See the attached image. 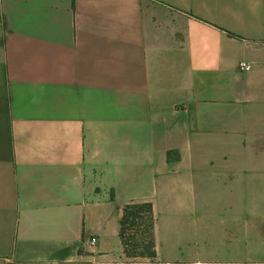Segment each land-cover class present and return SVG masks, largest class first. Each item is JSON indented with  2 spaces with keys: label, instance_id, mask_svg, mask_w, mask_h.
<instances>
[{
  "label": "crops",
  "instance_id": "0c3cea01",
  "mask_svg": "<svg viewBox=\"0 0 264 264\" xmlns=\"http://www.w3.org/2000/svg\"><path fill=\"white\" fill-rule=\"evenodd\" d=\"M262 259L264 0H0V264Z\"/></svg>",
  "mask_w": 264,
  "mask_h": 264
},
{
  "label": "trees",
  "instance_id": "16d2710c",
  "mask_svg": "<svg viewBox=\"0 0 264 264\" xmlns=\"http://www.w3.org/2000/svg\"><path fill=\"white\" fill-rule=\"evenodd\" d=\"M145 214V218L144 215ZM142 216L144 222V226L142 227L143 236H140L142 239V245L145 247L143 250H134V242L131 241V239H134L135 231L131 228V226L135 222L138 221V218ZM137 220V221H136ZM151 211H150V204L146 201H140V202H126L122 205L121 208V214L119 216V235L120 238L124 244L126 252L130 254L137 253H147L152 254L151 249V238H150V230H151ZM137 243V242H136ZM137 245V244H136Z\"/></svg>",
  "mask_w": 264,
  "mask_h": 264
},
{
  "label": "rangeland",
  "instance_id": "374dc122",
  "mask_svg": "<svg viewBox=\"0 0 264 264\" xmlns=\"http://www.w3.org/2000/svg\"><path fill=\"white\" fill-rule=\"evenodd\" d=\"M143 215H144V218H145V214L143 213ZM137 221V220H136ZM138 221H140V222H135L132 226H131V228L132 229H134V231L136 232L135 233V235H134V239H131V241L132 242H134V245L133 246H135L134 247V250L135 251H138V250H143L144 251V249H145V247H143V245L141 244L143 241H142V239H140L141 237L140 236H143V232H142V227L144 226V220H143V217L142 216H140L139 218H138ZM137 242V243H136ZM137 244V245H136ZM144 254H146L147 255V253H144ZM143 253H137V255H140V256H142V255H144ZM142 264V263H141Z\"/></svg>",
  "mask_w": 264,
  "mask_h": 264
},
{
  "label": "built area",
  "instance_id": "2783aa9c",
  "mask_svg": "<svg viewBox=\"0 0 264 264\" xmlns=\"http://www.w3.org/2000/svg\"><path fill=\"white\" fill-rule=\"evenodd\" d=\"M237 65L239 68H248L249 67V62L247 60L244 59H239L237 62ZM96 239V235L95 234H89L86 235L84 240H87L90 243H94ZM252 264H264V259L262 260H254L251 262ZM153 264H170V262L168 261H163V260H153Z\"/></svg>",
  "mask_w": 264,
  "mask_h": 264
}]
</instances>
